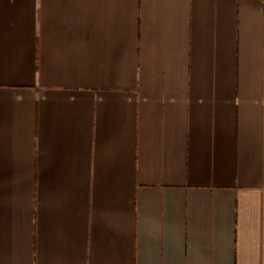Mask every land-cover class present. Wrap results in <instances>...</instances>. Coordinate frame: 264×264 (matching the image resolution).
Wrapping results in <instances>:
<instances>
[{
  "label": "crops",
  "instance_id": "0c3cea01",
  "mask_svg": "<svg viewBox=\"0 0 264 264\" xmlns=\"http://www.w3.org/2000/svg\"><path fill=\"white\" fill-rule=\"evenodd\" d=\"M0 264H264V0H0Z\"/></svg>",
  "mask_w": 264,
  "mask_h": 264
}]
</instances>
